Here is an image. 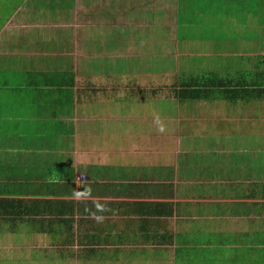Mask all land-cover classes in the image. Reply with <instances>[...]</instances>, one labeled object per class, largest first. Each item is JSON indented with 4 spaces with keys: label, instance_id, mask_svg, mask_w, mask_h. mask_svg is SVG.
<instances>
[{
    "label": "crops",
    "instance_id": "obj_1",
    "mask_svg": "<svg viewBox=\"0 0 264 264\" xmlns=\"http://www.w3.org/2000/svg\"><path fill=\"white\" fill-rule=\"evenodd\" d=\"M242 1L15 9L0 199L23 213L0 204V264H264V20H238L264 0Z\"/></svg>",
    "mask_w": 264,
    "mask_h": 264
},
{
    "label": "rangeland",
    "instance_id": "obj_2",
    "mask_svg": "<svg viewBox=\"0 0 264 264\" xmlns=\"http://www.w3.org/2000/svg\"><path fill=\"white\" fill-rule=\"evenodd\" d=\"M26 3H25V2ZM49 1H51V0H48V1H45V0H0V30L2 29V30H4V29H6V28H8V27H6V26H4V25H6V24H8V22H9V19L11 18V16L14 14V11H15V9H17L19 6H21L22 7V5H24V3L25 4H27L28 2H34V3H32L33 5H38V4H40V6H41V8L42 9H46V8H48V7H46L47 6V3L49 2ZM212 1L213 0H189V3H191L192 2V5H196V7L199 9V10H204V11H206V10H210V9H212L213 11H215V8H214V5L212 4ZM216 1V3H215V7H216V13L218 12L219 14H221V20H223L224 21V19L225 18H228L226 15H224L223 14V9L224 8H228V5H226V4H224V6H221L220 4H218V2H219V0H215ZM238 1V0H237ZM240 1V0H239ZM245 1V0H244ZM244 1H242V4H244ZM257 1V0H256ZM29 4V3H28ZM45 5V6H44ZM245 5H247L246 7L244 6V5H242V7H241V10L240 11H238V12H241V13H238V15H239V17H238V20H240V21H252V22H255L256 21V23L257 22H261V24H262V21L264 20V9H262L263 10V12H261V10H256V9H258V8H256V7H251V4H249V2H247V4H245ZM212 7V8H211ZM262 7H264L263 5H262ZM218 8H222V9H218ZM206 9V10H205ZM252 10V11H251ZM252 12V13H251ZM215 13V12H214ZM72 14V13H71ZM71 14L70 15H68V18H69V16H71ZM205 15V14H204ZM243 15V19L241 18V16ZM196 16V15H195ZM13 17V16H12ZM77 21H79V19H81L80 18V15H77ZM209 18V17H208ZM69 21H72V19H68ZM84 19H82V21H83ZM210 20H213V17H210ZM256 32V34H258V37H259V35L260 36H263L264 35V29H261V26H260V30H258V31H255ZM255 34V33H254ZM2 35H4V34H2ZM196 62V61H195ZM198 62V64H201V62H199V61H197ZM198 123L200 124V121H198ZM50 249H53L54 251H56V252H58V251H60V249L59 248H50ZM45 250H46V248H45ZM52 250V251H53ZM19 254H16L15 255V258H21L22 256L20 255V254H24V253H20V252H18ZM39 255V258L41 257V258H43L42 257V254H38ZM28 257V256H32V253H30V252H26L25 254H24V256L23 257ZM51 256H56V257H58V253L57 254H51ZM154 257H155V255H153ZM20 259H17V261H19ZM67 260L66 259H64L63 258V262H66ZM49 262H50V264H55V263H60V262H62L59 258L57 259V258H55V259H53V260H49ZM156 262V261H155ZM25 264V263H24ZM26 264H31L30 263V260H28V261H26ZM33 264H36V262L35 263H33Z\"/></svg>",
    "mask_w": 264,
    "mask_h": 264
},
{
    "label": "trees",
    "instance_id": "obj_3",
    "mask_svg": "<svg viewBox=\"0 0 264 264\" xmlns=\"http://www.w3.org/2000/svg\"><path fill=\"white\" fill-rule=\"evenodd\" d=\"M239 11L241 9H238ZM243 17V15L241 16ZM244 18V17H243ZM0 204H2L6 210V212H10L8 209L9 208H12V212L14 214H21L23 213V210H21L20 208H18V205L16 204L15 200L14 199H6V198H3V199H0Z\"/></svg>",
    "mask_w": 264,
    "mask_h": 264
},
{
    "label": "built area",
    "instance_id": "obj_4",
    "mask_svg": "<svg viewBox=\"0 0 264 264\" xmlns=\"http://www.w3.org/2000/svg\"><path fill=\"white\" fill-rule=\"evenodd\" d=\"M84 178H85V177L82 175L81 179L84 180Z\"/></svg>",
    "mask_w": 264,
    "mask_h": 264
}]
</instances>
